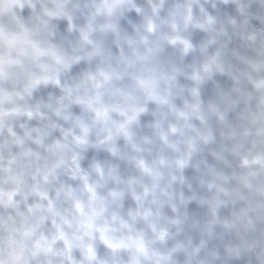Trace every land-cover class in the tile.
<instances>
[{"label":"clouds","instance_id":"obj_1","mask_svg":"<svg viewBox=\"0 0 264 264\" xmlns=\"http://www.w3.org/2000/svg\"><path fill=\"white\" fill-rule=\"evenodd\" d=\"M0 264H264V0H0Z\"/></svg>","mask_w":264,"mask_h":264}]
</instances>
